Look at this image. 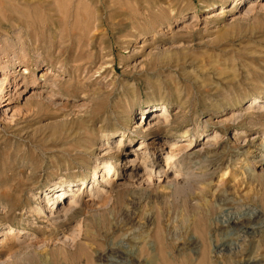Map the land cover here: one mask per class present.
Segmentation results:
<instances>
[{
    "label": "rangeland",
    "instance_id": "1",
    "mask_svg": "<svg viewBox=\"0 0 264 264\" xmlns=\"http://www.w3.org/2000/svg\"><path fill=\"white\" fill-rule=\"evenodd\" d=\"M248 1L0 0V79L27 80L6 106L1 96L13 87L0 85V264H161L158 237L171 264H264V223L247 233L221 224L249 210L264 219V1L244 11ZM33 91L40 96L30 104ZM162 107L172 127L189 129L188 159L160 180L167 149L157 145L148 182H129L123 160ZM232 114L241 124L223 123ZM127 125L125 145L108 158L103 147ZM212 132L222 141L202 149ZM110 164L111 195L88 200L108 190L100 174ZM190 172L199 178H178L186 203L215 208L204 211L207 245L181 221L174 193L176 175ZM83 180V204L48 223V193L73 186L61 209Z\"/></svg>",
    "mask_w": 264,
    "mask_h": 264
},
{
    "label": "bare ground",
    "instance_id": "2",
    "mask_svg": "<svg viewBox=\"0 0 264 264\" xmlns=\"http://www.w3.org/2000/svg\"><path fill=\"white\" fill-rule=\"evenodd\" d=\"M263 1L264 0H250V1H248L245 5L246 8L244 9V11H253L257 7H260L262 5ZM221 13H222V9L210 13V15H208L207 17L211 18L214 16H219ZM4 76L5 75H2V77L0 79V81H3L2 84L0 83V85L3 86L4 82L6 81L5 87L10 86V87H13V89L7 90V91H9V92H7V94L4 91L5 87L2 90L0 89V93H3V91L5 93V95L3 94L2 96L0 94L1 100H2V102H4V105H2V106H6L9 104L10 100H12V98L14 97L13 95L16 94V92H17L16 88L18 86L19 87H25V85L27 84V80L25 78L21 82L18 83V82H13V81L10 82L9 81L10 79H8L7 77H4ZM38 96H40V94L37 91H33L31 93V95L28 97V103L31 104L32 102H34V99L38 100ZM252 103H254V104H252ZM257 103H259L258 98H255L251 101L250 106H249V108L251 109L250 112H254V113L259 112L257 110H254L253 109L254 107L252 108V105H256ZM258 109H260V108H258ZM149 113L151 114V110L148 111V116L150 115ZM146 118H148V117L146 116ZM243 118H244L243 115L232 114L231 118L228 120L226 119L227 121H224L223 123L228 122V123L239 124L240 122L243 121ZM172 120H173V117L169 118L167 110L164 107H162V113L156 119L146 123L147 124L145 126L146 128H144L146 133L142 134L143 141H141V144H140V146H138V149L133 150V152L130 155H128L124 158L123 163H122V170L124 169V171H125L124 174H122V176L128 177L127 179L129 182H132V183L138 184V185L141 183L148 182V177L151 175V173L150 172L146 173V171H147L146 167L153 160V158L150 159V157L153 155L157 156V152H155V150L157 149V145L159 147H161L160 150L161 149L162 150L167 149V151H166V154L164 156V163L162 164V167L164 166L165 169H163L161 167L159 168V164L156 163V169L157 170L155 169L154 177H157L160 180H164L168 177V175L171 173V171L173 170V167H175L176 164H179V163L183 164L186 162V160L188 159L187 150H188V148H190L192 146L193 139L189 136L190 135L189 129L188 130L185 129V130L181 131V129L178 127H174V126L172 127V125H171ZM128 129H129L128 125L124 127V130H122L118 141H116V143L114 145H112V146L108 145L107 147H103V149H105V151L103 153L104 155H107V157L109 156L108 158L116 156V154L118 153V149L121 146L125 145L126 138H129L128 133L126 132V131H128ZM164 130H166V133L162 134L161 132H163ZM199 132H200L199 130L198 131H196V130L192 131V137H196V135ZM103 133H104L103 136L106 138L107 144H108V140L111 137V135L113 134V132L109 129H106ZM97 136H98L97 131H92L89 134V137H90L89 139L94 140ZM155 136L157 138H160L162 142H160V143L156 142V138H154ZM181 136L182 137L183 136L189 137V139L187 140L188 143H184V144L179 143V141H177V140ZM207 137H208L207 141L209 144L202 147V149L216 148L218 146V143L220 141H222V137H219L216 132H212V133L208 134ZM146 138H148V140L152 138V140L150 142L145 143ZM132 140H133V138L130 137L129 143ZM196 155L199 158L202 156V154H199V153ZM139 163L144 165V169L141 167V164H139ZM95 168H99V163L97 165H95ZM102 169H103V167H102ZM105 169H106L107 173L106 174L101 173L100 178L103 182L106 183L104 185V187L108 188V190H105L104 188L97 187L96 198H92V197L88 198V200H90L92 202L97 203L101 198L103 199L104 197H106L105 195H107L109 191H112V179H111V176L109 177V172L111 170H113V172H116L118 170L112 164L108 165V167L104 168V170ZM185 173H187V171ZM120 175L121 174H118V177H117L118 179L123 178ZM181 177L184 178L185 180L189 179L190 177H192L193 179H198L199 177L194 175L193 172H190L189 175L186 174L184 176H183V174H182V176H180V174L178 173L175 177L177 179V182H176L177 186L175 187L176 189L173 188L175 190V191L174 190L173 191L176 195L175 197H179V199L183 202V204H182L183 207H182V210L180 212V215L182 218L181 221L184 223L185 221H187V219H189L191 221V224H192L191 227L196 232L197 236L202 239L204 245L205 244L207 245V241H205L204 218L206 217V215H205L204 211L207 209L209 213H213V212H215V208L209 202H207V203L199 202L198 204H194V205L187 204L186 200H187L188 196L185 193L186 191L184 192V189L181 188L182 185H181L180 181H178V178H181ZM176 179H175V181H176ZM90 183L93 184L92 182H90ZM84 185H85V181L83 180L81 182L80 186L78 187V189L76 190L77 193L76 192L73 193L70 196V198L67 200V202H65L63 204L61 209L57 208V205H59V201H60L61 197H63V195H67V193L72 191L73 186H68V188L61 187L60 189L52 191V192L49 191L51 193H48L46 200H45V203H44V206L46 209H42V210L48 211V213L46 214V218H47L48 223L57 224V223L64 222L70 218L71 214L73 213V210L75 208H78L79 206H81L83 204L84 199H82V194H83ZM185 186L187 188V185H185ZM79 188H80V191H79ZM91 188H93V185L91 186ZM179 188H181V189H179ZM111 193H110V195H111ZM44 199H45V197H44ZM261 208L263 209V204L261 205ZM190 212H191V214H190ZM224 216H225V220L221 224L225 223V225H222V226L225 228H233L238 233H242V232L247 233V231H249V230L252 231V229H253L252 225L256 221L264 223V219L262 217L260 210H249L248 212L243 211V212L230 213V214L227 213ZM220 222H222V221H220ZM201 225H202V229L198 230ZM79 228H80V226L75 227L74 230L79 229ZM10 229L5 230L4 234L5 235L10 234L11 233ZM158 231L162 232V227H160ZM75 232L74 233L72 232V236L79 237L80 233L79 232L75 233ZM251 233H253V232H251ZM72 236L70 235L69 237H72ZM73 238L74 237H72L71 239H73ZM157 239L158 240L156 241V244H157V248H158V255H159L160 263L161 264H171L167 260L166 251H165V248L163 247V241L162 240L164 238L158 237ZM2 244L3 243L0 241V245H2ZM111 253L112 254L113 253L119 254V253H123V252L120 250H114V251H111ZM116 259H118V258L115 257V260ZM173 260H175V258H173Z\"/></svg>",
    "mask_w": 264,
    "mask_h": 264
}]
</instances>
